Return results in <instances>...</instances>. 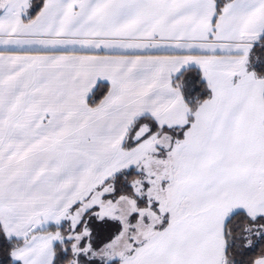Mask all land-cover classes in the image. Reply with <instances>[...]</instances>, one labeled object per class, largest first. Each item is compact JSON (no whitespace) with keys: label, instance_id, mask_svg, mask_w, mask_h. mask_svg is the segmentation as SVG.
I'll use <instances>...</instances> for the list:
<instances>
[{"label":"snow or ice","instance_id":"obj_1","mask_svg":"<svg viewBox=\"0 0 264 264\" xmlns=\"http://www.w3.org/2000/svg\"><path fill=\"white\" fill-rule=\"evenodd\" d=\"M0 264H264V0H0Z\"/></svg>","mask_w":264,"mask_h":264}]
</instances>
